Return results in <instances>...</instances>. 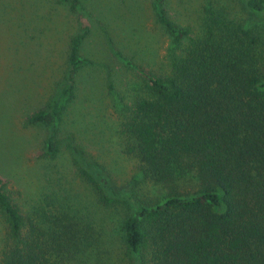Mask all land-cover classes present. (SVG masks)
<instances>
[{
  "label": "trees",
  "instance_id": "obj_1",
  "mask_svg": "<svg viewBox=\"0 0 264 264\" xmlns=\"http://www.w3.org/2000/svg\"><path fill=\"white\" fill-rule=\"evenodd\" d=\"M202 2L196 27L158 9L172 40L166 67H137L144 86L120 113L125 152L161 192L119 227L127 264H264V0ZM80 62L75 45L72 70ZM56 116L55 105L29 122ZM57 150L49 142L46 155ZM86 178L99 203L113 202L102 177ZM0 215V264H109L102 243L64 218L36 221L1 185Z\"/></svg>",
  "mask_w": 264,
  "mask_h": 264
},
{
  "label": "rangeland",
  "instance_id": "obj_2",
  "mask_svg": "<svg viewBox=\"0 0 264 264\" xmlns=\"http://www.w3.org/2000/svg\"><path fill=\"white\" fill-rule=\"evenodd\" d=\"M203 4L0 0V185L36 221L42 214L64 218L84 230L93 246L102 243L109 264L129 261L118 232L122 221L134 214L135 204H154L161 196L125 152L120 113L144 86L140 70L166 67L172 40L158 9L189 28L197 26ZM75 45L81 62L72 70ZM55 105L54 124L29 122ZM49 142L58 149L54 158L46 155ZM84 174L96 182L102 177V192L113 202L99 203V191ZM2 231L0 215V239ZM87 253L86 262L94 263Z\"/></svg>",
  "mask_w": 264,
  "mask_h": 264
}]
</instances>
